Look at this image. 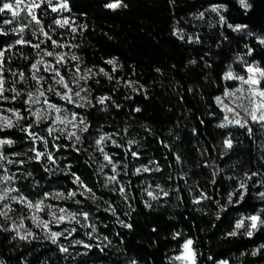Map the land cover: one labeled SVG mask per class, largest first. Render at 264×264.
I'll return each instance as SVG.
<instances>
[{
	"label": "trees",
	"instance_id": "trees-1",
	"mask_svg": "<svg viewBox=\"0 0 264 264\" xmlns=\"http://www.w3.org/2000/svg\"><path fill=\"white\" fill-rule=\"evenodd\" d=\"M4 2L15 0H0V6ZM113 2L67 0L68 11L52 12L46 4L36 9L44 30L64 47L45 39L28 15L27 0L14 9L15 17L0 13V49H6L0 75L8 97L0 98V110L14 125L0 131V139L13 141L0 147L6 157L0 160V174L11 178L8 182L23 204L42 202L71 216L58 223L44 211L48 231L30 224L33 235L22 240L0 215V262L174 264L172 258L191 240L196 264H264V227L252 237L244 229L228 235L241 218L259 215L264 220V127L250 122L251 133L238 125L218 127L223 112L215 100L232 85L223 79L230 68L237 75L245 74V63L264 68V45L259 43L264 39V0H250V10L237 0H122L115 10L105 7ZM213 5L226 10L217 14ZM61 17L77 31L57 27L53 20ZM228 24L247 27L233 31ZM82 25L86 27H78ZM21 36L30 44L8 49ZM40 41L39 50L31 46ZM43 51L64 55V62L56 64ZM72 55L79 60H71ZM38 59L58 67L65 77L77 65L79 72L95 73L82 83L89 106L70 105L47 91L50 101L88 124L87 132L78 133L80 142L50 134V122L37 121L26 103L27 85L33 83L31 64ZM110 59L115 65L106 63ZM42 65L39 74L46 76ZM101 96L110 99L101 105ZM9 109L18 110L21 118ZM101 136L109 137L102 146L116 164L115 173L95 144ZM225 138L232 148L224 149ZM33 148L52 160L41 156L37 161ZM101 165H106L103 170ZM143 167L149 171L135 174ZM113 175L116 181L109 182ZM77 176L91 191L73 182ZM241 182L246 190L239 188ZM237 190L245 191L243 200ZM51 232L62 233L55 244Z\"/></svg>",
	"mask_w": 264,
	"mask_h": 264
},
{
	"label": "snow or ice",
	"instance_id": "snow-or-ice-1",
	"mask_svg": "<svg viewBox=\"0 0 264 264\" xmlns=\"http://www.w3.org/2000/svg\"><path fill=\"white\" fill-rule=\"evenodd\" d=\"M22 2H23V0H15L14 3L4 2V3H2V6H0V13H5L6 11L11 12L12 15L15 17L17 15V12L14 11V9H19L21 7ZM237 2L239 3V5L242 8H244L246 10H250L252 7V5L247 3V0H237ZM42 4H46L48 7H50L52 12H64V11L69 10L67 0H55V3H54V0H27V3H25V7H27L29 10L28 15L31 16V20L34 21L39 26V30L41 33H43V35L45 36V39L51 41V43L54 47L55 46L64 47V45H57V41L54 40L52 38V36L49 35L44 30V27L41 24L40 19L36 15V9H40ZM121 4H122V0H115V2H113V3L106 4L105 7L108 9L115 10L116 8L120 7ZM126 6L127 5H124V7H126ZM221 10H226V6L225 5H213V6H211L212 12H216L217 14H219L221 12ZM201 16H203V13H201ZM220 21L222 23H226L225 17L223 15H220ZM5 23H9V21H5ZM53 23L59 28L70 29L73 33H75L77 31V27H73L72 22L66 17H61L60 19H54ZM227 26L229 28H232L233 31H240L241 29L247 27L246 25H240V24H237L235 26L228 24ZM78 27L84 28L86 26L82 25V26H78ZM23 31H24V28L21 27L19 29V32L23 33ZM250 34L251 33H249V35ZM42 43H44V41H40L39 43L31 45V46L33 48L39 50L40 45ZM259 43L261 45H264V39H260ZM24 44H30V41L24 40L23 37L21 36V38H19L15 41V44L9 45L8 49H11L15 45H24ZM5 51H6V49H0V72H2L4 69ZM252 51L253 50L251 48H249L248 49V55H251ZM37 54L39 55V52ZM43 55L49 56V57L54 56L56 64H62L64 62V59H65L64 55H57L51 51H43ZM26 59H27V57H26ZM71 60L77 61V60H79V57H77L76 55H72ZM106 63L111 64V65H115L116 61H115V59H110V60L106 61ZM192 63H195V61H192ZM41 64L45 65V67L43 68L44 72H50L52 74V78H53L55 84L59 85L61 88L65 89V91L60 92V91H56L55 88L49 87L47 89L48 92H55L56 95L60 97V99L66 101L67 103H76V101L73 99V97H76V98H79V100H81V101H86L88 104H91V100L88 97L81 95V92L86 91V89H84L83 87H80L79 91H73V89L70 88L69 85L65 82V79L61 75L59 68L52 66L51 64H49L47 61H45L43 59H38L35 63L31 64V71L33 73L32 79L34 81H36V83L38 85L40 84V82L42 80L45 79L43 76L38 75V73L41 71V69L38 66ZM113 70H115V69H113ZM245 72L247 73V76L237 75L230 68L229 71H227L223 76V79H225V80H235V81L239 82V86L237 88L232 89V90L225 89L224 97H234L235 99H234L233 103H235V100H240V101L246 100L248 102V105L245 106L244 103H237L235 105V108H234V107H231L229 105L224 104L222 98L220 96H217L215 98L217 104L222 105L223 109L226 112L233 114L232 118H229V116L225 115L224 119H225L226 123H221L220 125H218V127H220V128H224L228 124H235L241 128H247L249 133H251L252 129L250 127H248V121L249 120L253 123H260L261 126L264 127V68H261L258 64H255V63H245ZM100 73H103V75L108 76L109 80L112 79V77L109 76V74L107 72H105L103 68L100 69ZM89 74L95 75V73L92 72V69H88L84 75H80L79 74V66L77 65V80H76L77 85L79 86V81H85L86 82L88 77H89ZM13 75L15 76V75H17V73L14 72ZM18 75H19L21 80H23L25 77L24 72H20V73H18ZM57 77H59V78L57 79ZM4 83H5V81L3 79V76L0 75V98L8 99V97H5L3 95V93L5 91H7V89L4 88ZM129 86L131 87V83L129 84ZM245 86H247V87H245ZM11 90L16 93V96L20 95V93L18 91H16L15 89H11ZM133 91H136V89L133 88ZM37 93H38V96L34 95L33 93H28L29 99H28V101H26V103H38L39 97L45 96V92L41 91L40 88H37ZM236 93H240V95L236 96ZM16 96L12 97V99H15ZM108 99H110V97H108V96L98 97L97 103L103 105L105 103V101ZM44 103L47 104L49 112L33 113V115L36 116L37 121L48 119L50 112L59 113L62 110L59 106L52 104V103H49L46 98L44 100ZM76 106L77 107H84V104L78 103V104H76ZM236 108H239L243 111V113H244L243 117L240 116V113L236 111ZM9 111H11L12 114L17 117V119L21 118L18 110L9 109ZM136 111L139 112L140 109L137 108ZM0 120H3V123L0 124V131H2L4 128H12L14 126L12 121L8 118H0ZM72 120L73 121L77 120V114L73 113ZM54 121H59L60 123H65V121L59 115L54 117ZM75 126H82V127H79L80 132H87L88 131V124L86 123V121L83 118H79L78 125L74 124V127ZM25 131H27V129H25ZM52 131H54V129L50 128L49 133L51 134ZM61 131L63 132V129H61ZM29 136L34 137V134L29 133ZM68 136L69 137H75L76 142H80V140H81V137L79 135H77L76 132L68 133ZM108 138H109L108 136H101L99 139H97L95 141V144H96L98 150L103 154V160L105 162H107V164L111 165L112 170L115 173L116 172V164L113 162L110 155L108 153L104 152L103 147H101L103 142ZM12 143H13V141H11V140L0 139V147H3L4 145H11ZM113 144H115V141H113ZM223 147L226 150L232 148L231 139L225 138L223 141ZM31 151L35 152V159L37 161L40 160L41 156H47V158L49 160H52V156L46 152L45 153L39 152L35 148L31 149ZM132 155L134 157H136L137 154L135 152H133ZM4 159H6V157L3 154H0V160H4ZM177 159H179V158H177ZM105 166L106 165H101V170H103V167H105ZM142 171L147 172V171H149V169L147 167L137 168L135 174H139ZM8 179H11V178L10 177H2V178H0V183H3L4 181H6ZM108 180H109V182L116 181V175L108 177ZM73 182L80 185L81 187H84L85 190L91 191V189H87V187L85 185H83V182L80 180V178L78 176L75 178V180ZM239 188L246 190V186L243 182L240 183ZM13 191H16V189L5 188L3 190H0V201H6V200L15 201V200H17L16 197L9 195V193L13 192ZM119 191L121 193H123L125 190H124V188H120ZM236 194L239 195V200H243L244 196H245V191L237 190ZM56 195L59 196L61 194L57 193ZM68 195L74 196L75 193L69 192ZM232 195L233 194H229V202L230 203L232 202V199H231ZM148 196L153 198V199L156 198L155 196H153L152 192H148ZM260 196H261V198H264V193H261ZM20 199L23 200V197H21ZM194 202L198 203L199 201H194ZM237 202H239V201H237ZM41 204H42V202L37 203L35 205L29 204L28 206L29 207H35L37 210H39L41 208ZM146 206H149V205L146 204ZM3 207L7 208L8 205L4 204ZM8 210L10 211L11 209L9 208ZM64 211L65 210L63 208L60 209L61 213H63ZM0 215H3L6 217L7 212H0ZM83 215L85 216V218H87L88 213H83ZM53 218L56 219L58 223L64 221V219H65V217L63 215L56 217L55 214H53ZM217 218H219V217H217ZM33 219L35 220V217H33ZM246 221H248L250 223H246ZM40 223L43 224V227L45 230L48 229L47 223H44V222H40ZM124 226L125 227H131V225H127V224H125ZM261 227H264V220H262L259 215H251L249 217H244V218L239 219L235 224V230L230 232L228 235L236 236L237 230L244 229L245 234L248 237H252L254 234V231L260 229ZM5 231H7V229H5ZM72 231H75V229H72ZM94 231H95V228H93V232ZM32 235L33 234L31 232L27 233V236H32ZM61 235H62L61 232H51L49 238L51 239L52 243L55 244L57 242V238ZM25 238H26V236H24V235L20 236V239H22V240ZM76 243H82V242L76 241ZM192 243H193V241H191V240L185 241V243L182 245V248L184 251H183L181 256L176 257L177 260L185 259V260H189V264H194V252L192 251V249L190 247L192 245ZM84 246L90 247L89 245H84ZM261 247H264V245H262ZM60 251L61 252H67V248L61 247ZM252 254L256 255L257 253H256V251H254ZM0 264H2V262H0ZM132 264H135V261H133ZM221 264H225V262H221Z\"/></svg>",
	"mask_w": 264,
	"mask_h": 264
},
{
	"label": "rangeland",
	"instance_id": "rangeland-1",
	"mask_svg": "<svg viewBox=\"0 0 264 264\" xmlns=\"http://www.w3.org/2000/svg\"><path fill=\"white\" fill-rule=\"evenodd\" d=\"M249 1L250 0H247V3H249ZM51 65L54 66L53 64H51ZM44 67H45V65H42V72H44L43 71ZM67 72H68L67 77H65V76H63L61 74L64 77L65 82L69 85L70 88L73 89V91H79L80 87H83L82 86L83 81H79V86L77 85V83H76L77 71L73 72V71L67 70ZM86 72H79V74L80 75H84ZM39 73H38V75H41ZM46 73H47V75L43 76L45 79L42 80L39 85L33 79H32L33 83L27 85V88H26L27 89V91H26L27 95H28V93H33L34 95L38 96L37 88H40L41 91L45 92V96L44 97H39V102L38 103H28L32 113L49 112L47 104L44 103L45 98L47 99V101L49 103L55 104L54 102L50 101V99H49L50 97L47 94V89L49 87L55 88L56 91H60V92L65 91V89H63L59 85L55 84V82H54V80L52 78V74L50 72H46ZM89 76H90V74H89ZM244 76H247L246 72H245ZM58 78L59 77H57V79ZM228 81L231 82V84H232L231 87L227 88L229 90L235 89V88H237L239 86V82L238 81H235V80H228ZM245 87H247V86H245ZM50 93L56 95L55 92H50ZM81 95L89 98V93L87 91L81 92ZM239 95H240V93H236V96H239ZM220 97L222 98L224 104L229 105V106L234 107V108H235V105L237 103H244L245 106L248 105V102L246 100H244V101L235 100V103H233L235 98L234 97H224V93ZM28 99H29V97H28ZM73 99L76 101V103H68V104L73 105V106H76V104H78V103H83L84 106H89L90 105L86 101L79 100V98L73 97ZM219 106H220V108H221V110L223 112V118L218 123V125H220L221 123H226V121L224 119L225 115L229 116V118L233 117V114L226 112L223 109L222 105H219ZM68 111L69 110L67 108L63 107V109L59 113H56V112H50L49 113V118L45 119L44 121H49L50 122V124H51L50 128L54 129V131H52V132L65 134L67 136H68V133L76 132L77 135H78L79 127H82V126H75L74 127V124L78 125V119L76 121H73L72 120V115H69ZM236 111L240 113V116H242V117L244 116V113H243V111L241 109L236 108ZM57 115H59L65 121V123H60L59 121H54V117L57 116ZM0 118H8L9 119V115L6 114V113H2L1 110H0ZM35 118H36V116H35ZM250 122L251 121L249 120L248 123H250ZM2 123H3V120H0V124H2ZM228 125H235V124H228ZM61 129H63V132L61 131ZM101 147H103V146L101 145ZM3 170H4V168H3ZM2 177H8V175L4 172V173L0 174V178H2ZM5 188L13 189V188H11L8 180L4 181L3 183H0V190H3ZM80 191H81V193L83 195H88L87 192L83 188ZM9 195L13 196V197H16L17 200H15V201H13V200L0 201V208H1V212H7V216L5 217V216L2 215V218H3L4 221L9 223L10 229L13 231V233L17 237H20L21 235H24L26 237H30V236H27L28 232L32 233L31 227L29 226L30 224H32L34 226V228H37V229H40L41 231L47 232L48 229L45 230L44 227H43V224L40 223V222H44V223L48 224V222L45 221L42 218V212H44V211H46L48 213V215L50 216L51 219H54L53 218V214H55L56 217H59V216L63 215L65 217L64 220H68V219L71 218V216L68 213H66V212L61 213L60 209L57 210V209H54V208H48L44 204H41V208L39 210H37L35 207H29L28 203L23 204L21 199L18 198L14 194V191L10 192ZM4 204H7L8 207L7 208L3 207ZM9 208L11 209L10 211L8 210ZM33 217H35V220L33 219ZM26 218H28L29 222H25ZM54 220L56 221V219H54ZM33 233H35V232H33ZM190 247L192 249V245ZM183 251L184 250L181 247L180 253L172 258V261H173L174 264H189V260H185V259L177 260L176 259L177 256H181L182 255ZM192 251H193V249H192ZM194 264H196L195 257H194Z\"/></svg>",
	"mask_w": 264,
	"mask_h": 264
}]
</instances>
